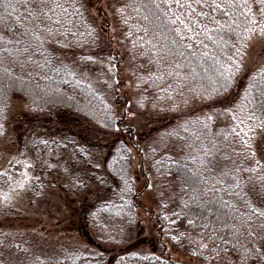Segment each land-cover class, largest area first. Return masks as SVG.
Segmentation results:
<instances>
[{"label":"trees","instance_id":"trees-1","mask_svg":"<svg viewBox=\"0 0 264 264\" xmlns=\"http://www.w3.org/2000/svg\"><path fill=\"white\" fill-rule=\"evenodd\" d=\"M15 2L20 3L21 0H15ZM80 2L83 3L84 10L79 12L82 20L77 27L85 33L88 32L89 25L95 29L91 39L87 35L85 36V39L89 42L85 43L82 48L73 47L70 49L49 44L48 47L56 53V56L53 62L47 65L42 62L41 56L34 52L32 61H27L23 57L16 58L11 54L7 56L0 54V61H2L0 81L7 83L3 80L4 69H9L17 78L15 87L7 92L6 97H0V104L8 108L11 101L17 96L24 100L31 111H46L59 123L60 135H36L27 141V145L33 150L40 146L42 150H52L60 153L66 151L71 156L68 164L77 165V163H82L85 170L81 174L72 171L66 175V178L76 180L79 177L82 179V186L74 187L76 191L82 190L86 185H92L94 188L93 191L84 196V200L78 205L77 211L82 214L78 220L81 229L85 232L86 240L80 246H58L57 249L41 253L26 247L25 243L21 242L19 235L11 230L5 229L3 231L0 229V264H8L2 255L5 251L24 257L27 264H186L173 258L172 253L166 248L167 244H172L174 248L184 250L190 257L201 259L196 251L200 239L203 238L204 242L209 244V248L215 242V238L212 236L213 232L216 233V237L231 240L228 233L235 232V229L231 228L230 225H239L237 216L250 210L246 205H241L238 200L232 197L223 184L215 183L206 173L204 166L198 165L196 161L186 159L187 156H197L199 158L198 154L188 152L172 154L165 151L152 152V154L145 153L149 158L150 167L155 173L172 177L178 196L170 205L159 204L156 208H148L155 223L156 236L160 245L159 253L143 251L140 246L144 242V237L141 235L131 238L123 236L119 226L134 225L136 223V209L139 207L137 204L139 190L135 185L131 170L132 155L129 157L123 146L130 150L131 148L138 149L140 147L135 138L133 126L130 123H123L126 114L116 107L119 103L118 100L122 103L125 101L116 95L107 96L106 92L100 91L77 73L76 77L73 78L63 70H55L63 62L74 71L63 57L64 52L70 51L74 52L76 59L83 64L93 67L105 65L108 71H111L110 75L119 79V58L114 57L116 53L109 47L111 53H107V41L97 42L98 37H100L101 32L104 33V30H101L98 26L90 11L91 0H80ZM147 2L148 0H116L114 12L125 34L130 38L129 43H131L137 57L136 64L143 70L141 90L146 94L148 91L150 98L160 99L165 96V93L160 89L168 88L169 85L174 89L177 85L174 78H158L156 76L151 79L146 78L151 73L157 72L159 68L154 61V56L157 54L152 52V45L159 47L164 43L163 27L157 26V22L151 16L146 21L144 16L148 15L147 10L136 7V5L143 6ZM247 2L254 13L258 12V0H247ZM125 4L129 7L123 13H120L118 9ZM0 14H2V10H0ZM17 15L22 16L23 14L18 11ZM233 19L237 20V31L226 33L224 40L236 44L238 29L243 24L244 17L241 16L238 19L233 17ZM24 20L27 22L26 17H24ZM3 30L4 25L0 22V32H3ZM129 32L132 33L131 36L128 35ZM92 40L95 41L94 44L91 43ZM149 40L151 44L147 43ZM204 43L208 45V48H203L200 45L194 46L198 54L209 50L215 51L216 57L224 63L229 62V57L234 56V53L229 51L230 45L214 46L207 39L204 40ZM218 47H224V51L228 54L225 55L224 52L219 51ZM81 55H92L97 59L95 62L81 61L79 59ZM109 59L111 60V67H109ZM165 59L168 64L173 65L176 61H183V57L178 54ZM261 66H264V51L263 60L260 64L254 68L244 67L239 74L242 87L248 83L249 76ZM214 68L213 60L203 57V63H200L197 59L195 68L184 62V67H177L173 77H176V73H183L187 76L188 82L184 84L186 89L197 84H202L205 88L210 89L212 85L208 77L213 75ZM204 69H208V71L205 72ZM159 71L164 70L159 69ZM254 81L260 87L259 77H254ZM235 91L236 89H233V92ZM29 92H31V95H29ZM169 94L176 95L171 92V89H169ZM252 97L256 101V105L252 108H245L242 113L237 109L238 112L243 117L254 112L258 120L264 119V113H261L258 107L260 102L259 93L253 91ZM165 100L169 99L165 98L163 101ZM6 112L0 113L3 123ZM109 115L115 117L114 123L119 124L118 129L107 127L108 120L106 117ZM4 135L5 130L0 133V139ZM42 141H51L52 143L45 147L41 143ZM75 145L87 149L88 157H84L82 153L78 152ZM118 147L121 148V151L117 159L119 161L123 158L127 161L128 167L125 171L132 177L131 187L126 186L123 180L119 178L117 168L124 167L123 164L114 165L111 170L106 168L104 164H101L99 170L95 167V164L105 157L111 161L112 157L117 155L115 149ZM141 151L139 150L141 157L144 158ZM89 160H91V163H89ZM170 161L176 163L172 164ZM185 167L192 171L193 176L199 172L204 178L203 182H194L185 187L181 182L184 175H186L182 171ZM6 170L13 176H16L20 171L16 162ZM22 170L23 166L21 165V172ZM38 171L30 174L33 177L30 192L32 200L40 194L44 195L46 189L49 190L48 187L54 185L48 175L49 168ZM37 177L39 178L38 181L35 179ZM0 178L1 181L5 182L3 177ZM66 187L63 184L62 188L67 189ZM194 191L195 196H193ZM67 192L69 193V189H67ZM250 223L252 231L257 232L258 238L260 236L259 222L253 220ZM205 225H209V227L205 229ZM225 225L229 227H225ZM246 232L247 226H241V231L236 233V240L240 244L245 243ZM173 237H176V239H173ZM233 244H235V241H233ZM134 252L138 255H131ZM205 255H208V253L205 252ZM223 255L222 252L221 256ZM38 257L39 259H37Z\"/></svg>","mask_w":264,"mask_h":264},{"label":"snow or ice","instance_id":"snow-or-ice-1","mask_svg":"<svg viewBox=\"0 0 264 264\" xmlns=\"http://www.w3.org/2000/svg\"><path fill=\"white\" fill-rule=\"evenodd\" d=\"M258 4L259 10L255 13L247 0H148L143 6L136 5L137 8L147 10L148 15L144 16L146 21L151 16L157 22V26L163 27L164 43L159 47L152 45L151 48L152 52L157 54L154 56V61L159 68L157 72L151 73L146 78L151 79L153 76L174 78L177 87L173 89L169 85L168 88L160 89L165 93V96L160 98L161 101L165 98L175 101V96L169 94V89H171V92L177 94L184 105L192 103L200 107L199 114L193 111L190 121H182L180 127L187 132V126L191 122L202 125L204 129H209L215 127L221 117L224 118V126L219 132L220 138H215L216 142L211 146L203 145L199 151V158L187 156L186 159L196 161L198 165L212 171L215 155L219 153L228 159L229 157L225 156L224 150L230 148L238 158L239 164L233 162V167L218 175L231 178L232 183L226 184L224 179H217L215 183L239 190L241 185L247 182L252 186L254 194L260 193V195H255L256 203L246 202L250 211L237 216L239 225H230L231 228L235 229V232L228 233L231 240L216 237V233L213 232L212 236L215 238V242L209 248V244L205 243L203 238L200 239L196 249L199 257H201L200 264H215L216 261H220L221 264H264V155H261L264 153V119L258 120L254 112L241 119L237 113V109L242 113L245 108H252L256 105V101L252 97L253 91L259 93L258 107L261 113H264V66L249 76L248 83L243 87L239 80V74L244 68L243 57L246 55L247 43L251 41L253 36L264 37V0H258ZM128 7L127 4L121 5L118 11L123 13ZM0 10H2L0 22L4 25L3 32H0V54L3 56L11 54L13 57H23L27 61H32L34 52L40 55L42 62L47 65L52 63L56 56V53L48 47L49 44L58 45L60 48H82L85 43L89 42L85 36L87 35L91 39V35L95 33V29L90 25L87 33L81 32L77 27L82 20L79 12L84 10V5L80 0H21L20 3H16L15 0H0ZM18 11L22 12L23 15H17ZM241 16L244 17V21L238 29L237 43L232 44L231 41H225L224 35L226 33L237 31V20L233 17L238 19ZM24 17L27 18V22H25ZM128 35L131 36L132 33L129 32ZM205 39L214 46L230 45L229 51L233 52L234 56L229 57V62L224 63L216 57L215 51L209 50L198 54L194 46L200 45L203 48H208V45L204 43ZM91 43L94 44L95 41L92 40ZM147 43L151 44V41L149 40ZM218 50L224 52L225 55L228 54L224 51V47H218ZM45 54H47L46 57ZM174 54L183 57V61H176L174 65L168 64L165 58H171ZM203 57L212 59L215 64L213 75L208 77L211 80V88H205L202 84L184 88V84L188 82V77L183 73H176V77H173L176 68L184 67V62L195 68L197 59L203 63ZM79 59L95 62L97 58L92 55H81ZM0 67H2V61H0ZM109 67H111L110 59ZM159 69L164 71H159ZM55 70H63L69 76L76 77V72L63 62ZM3 71V80L7 83L0 81V97H6L7 92L17 83L14 73L9 69ZM204 71L207 72L208 69H204ZM254 77H259L260 87L257 86ZM233 89L236 91L233 92ZM145 99L141 96L138 103L143 106ZM171 107H177V103L173 102ZM6 111L7 108L0 104V113ZM106 119L108 120L107 127L119 128V124L114 123V116L109 115ZM4 130V123L0 117V133ZM168 134L178 135L179 133L172 130ZM161 135L163 137L165 134ZM41 143L48 147L52 142L42 141ZM75 147L84 157H88L87 149L81 148L79 145H75ZM123 147L130 157L132 155L131 150L127 149L126 146ZM120 151L121 148H116L115 153L117 155L113 156L111 161L105 157L96 163L95 167L99 170L101 164H104L106 168L111 170L112 166L123 164L124 167L117 168L119 178L123 180L126 186L131 187L132 177L125 171L128 167L127 161L123 158L119 161L117 159ZM16 163L17 165L20 164L19 161ZM170 163L175 164L176 162L170 161ZM32 166L31 161L24 163L25 169ZM45 166H52L51 162L46 161ZM182 171L186 173L181 181L185 187L194 182L202 183L204 180L199 172L193 176L192 171L187 167ZM21 176L22 179L16 180L6 169L0 170V177H3L6 183L10 182V192L4 193L0 190V198L10 199L13 188L23 190L30 187L33 179L30 173L24 171ZM35 179L39 180L38 177ZM82 184V179L77 177L75 186H82ZM147 187L151 188L153 185L148 183ZM195 195L194 191L193 196ZM253 220L259 222L260 236L258 238L257 232L252 231L250 222ZM241 226H247L244 244H240L236 240V233L241 231ZM208 227L209 225L204 226L205 229ZM225 227L229 226L225 225ZM205 252L208 255H205ZM222 252L224 253L223 256H221ZM131 255H138V253L134 252Z\"/></svg>","mask_w":264,"mask_h":264},{"label":"rangeland","instance_id":"rangeland-1","mask_svg":"<svg viewBox=\"0 0 264 264\" xmlns=\"http://www.w3.org/2000/svg\"><path fill=\"white\" fill-rule=\"evenodd\" d=\"M115 3L116 0H91L89 8L98 26L104 30L97 42L107 41V53H111L109 47L116 53L114 57L120 60L119 79L110 75L111 71H108L103 64L93 67L79 62L74 52H64L63 57L81 78L100 91L106 92L107 96L116 95L125 101L122 103L118 100L119 103L115 105L119 111L126 114L123 123H130L133 126L135 138L140 146L138 149L131 148V170L135 185L139 190L137 197L139 207L136 209V223L122 225L119 228L126 238L136 235L143 236L144 242L140 246L143 251L159 253L160 245L156 236L155 223L148 208H156L159 204L170 205L178 195L172 177L155 173L150 167L146 154L165 151L172 154L188 152L199 155L203 145L211 146L216 142L215 138H220L219 132L224 126V118L221 117L215 127L209 129L190 122L187 126L188 131L185 132L180 127L181 122L190 121L193 111L199 114L200 107L197 104L184 105L177 94L174 95L175 101H161L156 97L150 98L148 91L146 94L141 90L143 70L137 66V57L129 43L130 38L119 24L114 12ZM263 51L264 37H252L243 58L244 67L254 68L260 64L263 60ZM141 96L146 98L143 106L138 103ZM173 102L177 103V107H171ZM204 110L207 111V109ZM237 113L241 119H244L238 110ZM58 124L48 112H33L23 99L16 96L7 108L4 120L5 135L0 139V170L8 168L14 162H20V171L13 176L14 179H22L21 173L24 171L32 174L49 168L48 175L54 185L48 187L49 190L46 189L44 195L40 194L32 200L30 195L32 185H30L23 190L11 189L10 199L0 198V229L11 230L19 235L26 247L41 253L57 249L58 246H80L85 242V232L81 229L78 220L82 216L77 212L78 205L82 203L87 193L94 190L92 185H86L82 190L76 191L74 189L75 180L66 178V175L72 171L81 174L85 170L82 163L68 164L71 159L68 152L42 150L40 146L33 150L27 145V141L36 135H60ZM172 130L179 134H168ZM161 134L165 135L162 137ZM139 150H142L144 158L141 157ZM224 153L229 157L228 159L217 153L212 171L205 169L214 181L224 179L226 184H231V178L221 177L218 174L233 167V162L239 164V160L230 148H226ZM27 161L32 162L31 169H25L24 163ZM46 161H50L52 166H45ZM21 165L23 166L22 172ZM9 183L0 180V190L9 193ZM148 183H151L153 187H147ZM63 184L67 186L69 193L67 189L62 188ZM226 188L230 195L244 206L248 201L256 203L255 195H260V193L254 194L252 186L247 182L242 184L239 190ZM166 248L175 260L186 264H200V258L190 257L184 250L174 248L172 244H167ZM2 255L8 264H27L22 256L7 251ZM215 264H221V262L216 261Z\"/></svg>","mask_w":264,"mask_h":264}]
</instances>
